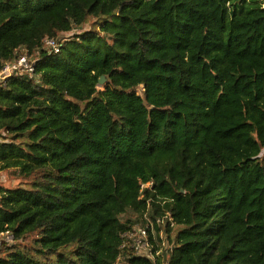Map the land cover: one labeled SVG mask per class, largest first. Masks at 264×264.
Here are the masks:
<instances>
[{"label":"trees","instance_id":"16d2710c","mask_svg":"<svg viewBox=\"0 0 264 264\" xmlns=\"http://www.w3.org/2000/svg\"><path fill=\"white\" fill-rule=\"evenodd\" d=\"M19 53L0 264H264V0H0ZM148 221L154 259L121 247Z\"/></svg>","mask_w":264,"mask_h":264},{"label":"built area","instance_id":"2783aa9c","mask_svg":"<svg viewBox=\"0 0 264 264\" xmlns=\"http://www.w3.org/2000/svg\"><path fill=\"white\" fill-rule=\"evenodd\" d=\"M44 43L49 49V52L58 53L59 46L55 40L45 39ZM34 65V59L28 58L26 54L19 53L16 59L12 61H6L2 64V68L0 69V84L14 75H32L34 72ZM156 222L159 223L160 221L157 220ZM148 229L153 235L154 230L151 221H148V224H146L145 227H141L138 224L134 225L131 230L123 233L121 247L129 246L130 248H133L136 254L142 256L149 255L154 259L155 255H157L159 251H155L152 256V243L149 240ZM12 239V236L5 232L0 236V244L2 241L11 242Z\"/></svg>","mask_w":264,"mask_h":264},{"label":"rangeland","instance_id":"374dc122","mask_svg":"<svg viewBox=\"0 0 264 264\" xmlns=\"http://www.w3.org/2000/svg\"><path fill=\"white\" fill-rule=\"evenodd\" d=\"M92 22L93 21H91L90 23ZM88 28H89V24L84 27V29H88ZM80 32H81L80 29H76L66 34L65 37H73L74 35H77ZM138 92L141 93L140 88L138 89ZM23 182L24 181L20 176H18V174L13 173V170H0V186L6 188H13L20 185Z\"/></svg>","mask_w":264,"mask_h":264},{"label":"water","instance_id":"95a60500","mask_svg":"<svg viewBox=\"0 0 264 264\" xmlns=\"http://www.w3.org/2000/svg\"><path fill=\"white\" fill-rule=\"evenodd\" d=\"M99 85H102L103 83H104V77L103 76H101L100 78H99Z\"/></svg>","mask_w":264,"mask_h":264}]
</instances>
